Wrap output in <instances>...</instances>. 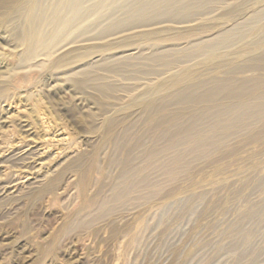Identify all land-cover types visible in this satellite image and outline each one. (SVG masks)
Listing matches in <instances>:
<instances>
[{
  "label": "rangeland",
  "instance_id": "1",
  "mask_svg": "<svg viewBox=\"0 0 264 264\" xmlns=\"http://www.w3.org/2000/svg\"><path fill=\"white\" fill-rule=\"evenodd\" d=\"M0 1V264H264V0H148L174 11L101 34L110 0L31 67L33 0Z\"/></svg>",
  "mask_w": 264,
  "mask_h": 264
},
{
  "label": "bare ground",
  "instance_id": "2",
  "mask_svg": "<svg viewBox=\"0 0 264 264\" xmlns=\"http://www.w3.org/2000/svg\"><path fill=\"white\" fill-rule=\"evenodd\" d=\"M9 1L11 2L13 0H9ZM85 1L86 0H33L28 6H26L25 7V10H26V20L25 21L26 22L23 25V28H21V30L18 33H16L14 29L13 30L11 29L9 32L10 38L16 40L19 43V45L22 46L21 52L19 54L20 60L18 63V67H23V66L31 67L33 65H43L47 61L50 65L58 64L64 59V56L69 52L68 51L64 53V51L67 50V48H69V45L71 43L83 45L82 41L98 39L99 37H101L102 33L109 34V32L113 30H117V29L125 32L124 31L126 30L125 27L129 25L131 22H133L134 27L146 26L148 23L144 24V22L146 21V18H148L150 15L151 16L152 15H157V16L163 15V14H167L168 10L169 11L171 10V9L157 10L159 7L157 6L156 2H152L148 0H134V1L127 0L125 4L123 5V8L126 9V12H125V14L127 15L126 19L121 18V19L115 20L113 16L112 17L109 16L107 18V21H106L107 23L105 25L106 29L105 30L103 29V31H101V34L92 35V36L90 35V36L85 37V35L81 36V34H82V31L86 29V27H84L85 29L80 28V27H78L77 29H73L72 25L73 24L75 25V23H77L76 21H78L79 19H82L85 13L95 12V11L97 12L98 10L100 12V9H102L104 5L109 3L110 0H95L92 2V4L89 7L87 6L85 7L84 5ZM7 3L8 2L0 1V9L5 8V5ZM201 6L202 5H200V7ZM187 8L189 10L190 7H187ZM20 9H22V7ZM188 10H185V11L188 12ZM171 11H174V10L172 9ZM187 12H185V14ZM185 14L184 13H182L181 15L174 14L172 16L170 15L169 17L172 18L171 22L178 23V22L186 20L184 19V20L176 21L178 18L181 19ZM87 26H90V25H87ZM172 26H171L172 29L180 28L179 26H174V25ZM230 28H233V27H230ZM138 31H139L138 33H142V34L148 33L147 31H149V33L152 32V30H147V29L138 30ZM113 34H116V33H113ZM64 35L67 36L65 38L66 40L69 38L70 39L66 41L63 38L65 42L62 41V37ZM78 36H81V37L77 40H74L75 37H78ZM106 37L108 36H105V38ZM108 42H109V39H108ZM108 42L106 40L104 41L102 45H106L108 44ZM102 45H98V46H102ZM54 53H57L56 57L50 60ZM131 55L132 53H128L127 55H124V56L129 57ZM104 87H100L99 88L100 91H105ZM15 154L13 158L16 161H20L22 164H24L25 160H28L29 158L32 159L37 153H35L32 150L24 155H19L17 153ZM140 225L141 227H144L145 225L144 221L141 222ZM71 227L69 229H71Z\"/></svg>",
  "mask_w": 264,
  "mask_h": 264
}]
</instances>
